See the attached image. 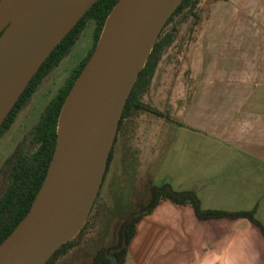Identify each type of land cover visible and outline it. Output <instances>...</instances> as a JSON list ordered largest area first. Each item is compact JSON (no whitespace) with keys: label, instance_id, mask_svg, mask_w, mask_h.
I'll list each match as a JSON object with an SVG mask.
<instances>
[{"label":"water","instance_id":"1","mask_svg":"<svg viewBox=\"0 0 264 264\" xmlns=\"http://www.w3.org/2000/svg\"><path fill=\"white\" fill-rule=\"evenodd\" d=\"M95 2L0 0V127L42 64ZM181 2L116 3L62 106L45 180L28 213L0 244V264H46L80 232L104 182L128 98Z\"/></svg>","mask_w":264,"mask_h":264},{"label":"crops","instance_id":"2","mask_svg":"<svg viewBox=\"0 0 264 264\" xmlns=\"http://www.w3.org/2000/svg\"><path fill=\"white\" fill-rule=\"evenodd\" d=\"M224 2L227 13L218 15V22L210 25L211 38L203 40L211 53L202 56L195 90L201 99H195L188 114L193 128H183L195 136L191 148L201 161L171 186L200 192L204 208H212L204 205V189L227 190L235 202L219 207L258 205L264 223V0ZM183 137L179 134L174 145ZM205 181L212 186L202 190ZM244 220L201 221L192 207L162 201L139 222L124 264H251L246 248L234 242V233L218 228ZM206 224L214 230L204 234Z\"/></svg>","mask_w":264,"mask_h":264},{"label":"rangeland","instance_id":"3","mask_svg":"<svg viewBox=\"0 0 264 264\" xmlns=\"http://www.w3.org/2000/svg\"><path fill=\"white\" fill-rule=\"evenodd\" d=\"M219 2L221 7L217 5ZM227 11V4L222 0H201L198 8L200 18L191 16L180 25L174 43L164 52L151 85L142 98L144 103L162 111L169 118L139 111L125 121L114 144V155L97 197V209L101 215L96 226L88 231L83 243L61 257L58 264H91V252L100 242L107 245L112 254L119 239L115 233L116 228L128 213L148 203L149 187L165 182L175 187L186 172L195 170L199 165L201 154L195 152L194 147L191 148L195 136L191 132H185L183 128H193L188 114L195 99H201L195 94L197 82L200 81L198 76L201 60L203 54L211 53V48L203 46V40L211 38L210 25L218 22V15H225ZM95 27V21L87 24L72 51L41 83L15 123L2 136L0 196L10 180L14 154L28 147V136L42 112L64 86L74 67L91 49ZM208 67L209 64L207 69ZM206 99L210 100V96H206ZM179 134L181 137L185 134V137L182 142L174 145ZM172 148L175 149L174 153L171 152ZM208 185L205 181L201 185L202 190L212 186ZM227 192L204 189V205L212 208L232 207L231 203L235 201L227 196ZM218 228L221 233H234V242L246 248L251 264H264V239L256 227L244 220L224 223ZM207 230L214 228L211 224H206L203 226V233Z\"/></svg>","mask_w":264,"mask_h":264},{"label":"trees","instance_id":"4","mask_svg":"<svg viewBox=\"0 0 264 264\" xmlns=\"http://www.w3.org/2000/svg\"><path fill=\"white\" fill-rule=\"evenodd\" d=\"M118 1L119 0H96L86 14L42 64L0 127L1 140L5 132L15 123L19 113L37 91L41 83L72 51L81 38L87 24L90 21H95L94 41L91 49L74 67L64 86L42 112L34 129L28 136V147L23 150H18L14 154L10 180L0 196V244L28 213L45 180L57 144V126L62 106L75 80L94 52L106 19ZM212 1L217 2L221 0ZM200 3L201 0H182L167 20L128 98L120 120L115 143L118 140V135L123 129L125 121L131 118L136 112L148 111L157 116L169 118L167 114L144 103L142 98L151 85L164 52L174 43L180 25L186 22L191 16L196 17V19L200 18L198 12ZM113 155L114 146L110 154L106 175ZM148 196V203L142 204L139 209L128 213L125 220L116 228L115 233L119 239L112 254L109 252V247L100 242L98 247H95L91 252V264H110V255L115 258V264H124L130 251L131 242L137 233L139 222L143 216L152 213L154 209L165 200H169L176 205L192 207L197 218L201 221L246 219L260 231L264 238V223L258 217V205H255L251 209L243 210L204 208L196 190H175L168 182L160 185L152 184L148 189ZM97 207L98 198L80 232L75 238L63 244L51 256L46 264H58V260L61 257L69 254L73 249L83 243L88 231L95 228L96 221L101 215ZM139 211H141V213L136 214Z\"/></svg>","mask_w":264,"mask_h":264}]
</instances>
